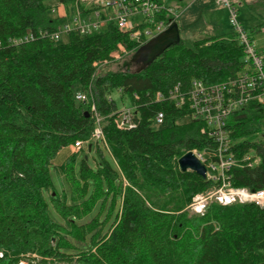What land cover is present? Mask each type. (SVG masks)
Segmentation results:
<instances>
[{"label": "trees", "instance_id": "1", "mask_svg": "<svg viewBox=\"0 0 264 264\" xmlns=\"http://www.w3.org/2000/svg\"><path fill=\"white\" fill-rule=\"evenodd\" d=\"M86 4L0 0V264H264V207L212 200L200 213L189 210L219 183L180 171L177 160L210 151L213 141L202 120L168 99L175 86L186 93L193 80L212 85L242 73L236 35L180 39L138 73L110 70L103 63L117 45L134 46L113 22L51 38L62 17L53 11L87 13ZM77 92L102 118L101 141L90 140L94 120ZM114 93L129 100L134 128L114 126ZM225 124L236 159L229 186L264 190V106L250 102ZM76 141L80 152L53 165ZM244 155L258 164L247 166Z\"/></svg>", "mask_w": 264, "mask_h": 264}, {"label": "built area", "instance_id": "2", "mask_svg": "<svg viewBox=\"0 0 264 264\" xmlns=\"http://www.w3.org/2000/svg\"><path fill=\"white\" fill-rule=\"evenodd\" d=\"M80 1L92 4L93 8L87 13L76 12L69 22L63 23L57 28L51 38L58 40L61 35L74 30L79 33H91L97 29L99 22L93 21L90 14H93L97 19L99 10L104 11V19H106L104 22H113L120 31L127 33L129 39L134 42L132 49H126L123 45L118 44L116 51L110 54V60L114 56L117 60L131 56L138 47L165 30L179 16L167 0ZM217 2L225 4L228 9L229 24L243 49L245 70L221 83L204 85L201 81L193 80L186 93H181L178 86L173 87L168 93V99L176 107L187 106L192 118L203 121L205 128L201 132H205L213 141V148L210 151L203 150L199 153L195 150L191 151L205 167V179L219 183L217 189L209 192L207 195L208 201L205 204L199 207L197 204L192 203L189 206L195 213H200L205 205L212 200H216L221 204L239 202L253 203L258 207H264V190L249 191L229 186L227 173L235 165L236 159L231 153V140L224 128L226 119L234 110L250 102H256L264 106V56L258 53L250 36L236 21L234 8L226 0H217ZM137 15L142 20L139 24L133 25L129 19ZM110 60L105 61L103 64L110 62ZM155 97L156 100L162 98L160 93H156ZM75 100L87 105L92 114L94 128L90 140L101 141L103 135L99 123L102 118L96 114L93 101L88 95L81 92L75 94ZM133 116L132 107L122 108L115 114L114 126L119 130L134 128ZM162 118V113H157L155 122L160 123ZM259 136L264 140V128L259 132ZM82 144L81 141H76L71 149L77 151L82 147ZM242 158L243 162L249 167H253L259 162V158L256 156L244 155Z\"/></svg>", "mask_w": 264, "mask_h": 264}, {"label": "rangeland", "instance_id": "3", "mask_svg": "<svg viewBox=\"0 0 264 264\" xmlns=\"http://www.w3.org/2000/svg\"><path fill=\"white\" fill-rule=\"evenodd\" d=\"M229 5L235 10V19L242 26V28L246 31L247 34L250 35L251 40L254 42L256 50L259 53L264 54V0H226ZM169 3L172 4L176 13L179 14L176 19V23L179 27V35L182 40L191 41L197 38L209 37V36H225L231 34L232 27L229 24V12L225 4L218 3L217 0H169ZM86 8H93L92 4H86ZM79 10L73 8H69L67 11H64L62 7L56 9L54 16L57 14L62 16L59 19V24H63L70 21V18ZM91 18L95 22H99L101 25L106 19L104 11L99 10V16L96 19L93 14H90ZM84 18V15H83ZM130 22L133 25H137L140 23L142 18L137 16H132ZM59 25V26H60ZM164 31V30H163ZM61 37V36H60ZM62 38H64L62 36ZM130 58L126 56L120 60H117L115 56L110 62L106 64V68L110 70H117L121 68L123 62L128 61ZM114 101L116 102L119 110L122 108H126L130 105L129 100L124 97L120 100L119 94L114 93L112 95ZM259 140L258 138L255 139ZM102 147V145H99ZM85 148V147H84ZM94 150V145H93ZM70 147L63 148L60 150L55 158L53 159V165L61 163L67 155L73 153ZM77 152H80L79 150ZM88 159L91 160L94 155L93 152L88 153L85 150ZM84 153V152H83ZM82 153H80L79 158ZM49 176L53 183V186L57 191H61L64 187L63 178L51 167L49 171ZM212 192V191H211ZM46 195V192H44ZM202 194L194 198L193 204H197L199 207L205 202L208 201L207 195ZM191 212L192 210L189 209ZM202 210V209H201ZM53 217L56 218L55 213L50 210ZM27 257H31L32 259H38V255H27ZM24 261L22 259L21 262Z\"/></svg>", "mask_w": 264, "mask_h": 264}, {"label": "water", "instance_id": "4", "mask_svg": "<svg viewBox=\"0 0 264 264\" xmlns=\"http://www.w3.org/2000/svg\"><path fill=\"white\" fill-rule=\"evenodd\" d=\"M179 27L176 22L171 23L164 31L150 38L143 45L138 47L125 63L134 64L136 73L149 66L157 57H159L166 49L180 42ZM124 63V64H125ZM85 114H87L85 112ZM180 171H192L202 179H205V167L202 163L189 151L177 160Z\"/></svg>", "mask_w": 264, "mask_h": 264}, {"label": "flooded vegetation", "instance_id": "5", "mask_svg": "<svg viewBox=\"0 0 264 264\" xmlns=\"http://www.w3.org/2000/svg\"><path fill=\"white\" fill-rule=\"evenodd\" d=\"M126 62V61H125ZM125 62H123L122 63V67L123 68H126L127 70H134L135 69V65L134 64H127V63H125ZM125 63V64H124Z\"/></svg>", "mask_w": 264, "mask_h": 264}]
</instances>
